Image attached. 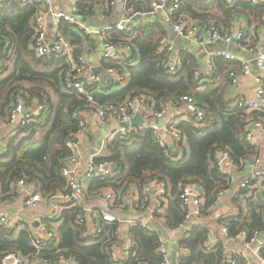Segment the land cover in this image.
Instances as JSON below:
<instances>
[{
	"label": "trees",
	"instance_id": "trees-1",
	"mask_svg": "<svg viewBox=\"0 0 264 264\" xmlns=\"http://www.w3.org/2000/svg\"><path fill=\"white\" fill-rule=\"evenodd\" d=\"M109 2L79 0L76 13L85 17L108 13L106 5L109 6ZM40 5L37 1L22 3L18 0L0 5V42L5 46L0 54V124H9V113L17 98L32 105L35 97L42 105L27 123L18 125L16 131L3 134L0 200L17 194V182L21 179L23 186L32 185V192L40 193L46 200L58 192H68L61 169L71 155L65 143L71 133L79 130V121L73 117V112L91 109L84 95L65 85L67 66L60 59L38 58L30 48L31 20ZM128 5L133 12L142 9L134 0H129ZM176 16L190 17L201 29L213 23L226 31L237 17H245L248 24L259 26L264 24V1L234 0L228 5L226 0H178ZM59 24L66 39L73 43L78 41L70 23L63 21ZM165 33V25L159 21L130 32L113 31L110 38L128 40L133 48L131 58L138 55L139 60L134 65L125 63L124 70L129 74L126 86L107 95L94 93L92 98L98 104L117 105L143 93L150 97L147 103L152 110L167 111V107L183 105L180 97L188 95L204 112L203 121L200 123L189 113L176 121L180 131V139L174 142L181 150L178 158L175 152L172 157L166 153L150 129L113 136L106 142L99 160L112 162L114 169L108 176L92 178L83 196L84 199L99 195L102 188H109L114 191L116 202L122 203L129 190L135 188L139 191L141 204L145 196L150 195L142 193L143 189L151 183L160 184L165 190V203L158 200L165 204V208L163 213L154 210V216L160 218L159 225L153 228L129 227L127 234L133 242L132 250L124 259H114L110 246L116 241L113 233L118 224H106L102 232L88 234L86 221L76 222L80 208L74 206L64 210L59 217L45 219L54 230V236L40 250L32 245L27 228L16 231L0 225V258L12 251L24 259L22 264H30L36 256L51 260L53 264L59 262L60 256H71L77 264H161L158 247L164 232L177 228L185 220L186 210L178 196L186 183L200 187L203 204L201 217L194 219L196 223L175 238L178 247L188 249L184 254L177 252V264H228L222 261L225 238L235 237L241 231L246 233L245 241L257 235L264 237V201L258 191L247 197V190L238 187L229 210L212 217L219 196L232 185L230 172L222 171L215 154L220 150L228 151L237 170L243 169V163L259 154L255 146L245 142L243 135L247 117L256 119L263 114L258 111L246 114L243 109L232 108L224 100L222 88L216 84L221 74L227 76L230 70H238L239 62L217 58L213 74L207 77L201 73L196 79L193 72L199 63L197 56L192 50H181L177 54L180 64L171 72L165 67L167 53L159 48V41ZM251 39L253 43V36ZM9 69L10 72L3 76ZM217 226H226L227 236L217 235V243L207 250L204 243ZM258 254L264 258V239ZM235 264H247V260L239 256Z\"/></svg>",
	"mask_w": 264,
	"mask_h": 264
},
{
	"label": "built area",
	"instance_id": "built-area-1",
	"mask_svg": "<svg viewBox=\"0 0 264 264\" xmlns=\"http://www.w3.org/2000/svg\"><path fill=\"white\" fill-rule=\"evenodd\" d=\"M9 0H0V5ZM22 3L27 1H37L42 3L43 8L40 9L31 20V25L33 28V35L31 40L30 48L33 53L38 58H43L46 60L60 59L67 68L64 76V83L69 89L75 90L77 93L84 95L91 107L89 111L84 109H78L73 112V117L79 121V130L76 133H71L70 138L67 139L65 145L71 151V155L66 159L65 164L61 169V174L65 178L68 192H58L53 194L47 200L38 192H32V185H28L30 191H28L27 196L23 201V205L28 208L37 207L40 203H48V209L46 213H38L34 216L32 223L25 225L20 221L19 218H14L9 215L0 214V225L7 229H15L16 231L21 228H27L30 232L31 242L35 249L40 250L47 244L54 236V230L51 229L46 223V218L59 217L61 213L70 208L77 206L80 211L76 217L77 223H82L86 221L87 214H93L90 207H84L82 203L84 196V189L86 184L84 179H92L94 177L108 176L113 171L112 162L102 159V151L106 145V142L113 136L127 135L128 132L132 130H152L156 141L159 145L166 149V153L172 157V152L170 147L174 144L176 140L180 139V131L177 129L176 123L173 124H163L162 126L157 125L158 120H164L166 115V109L159 111H154L148 105L147 101L151 100L146 94H138L134 97L127 98L124 102L112 105V104H98L94 102L92 95L94 93L102 92L100 90L101 82L105 81L107 85L112 84H122L126 81L125 70L122 67V63H128L132 56V45L128 40H118L114 41L110 38L113 31H132L134 28L132 25L126 26L122 21L114 24L113 26H108L101 28L97 31L98 39L102 45L103 51L101 58L106 64L102 73L92 72L87 76L83 77V60L79 59L80 62L77 64L74 60L75 47L74 45L66 39L60 32H56L52 38L49 40L46 29V17L52 15L56 21H64L77 27L81 33L85 36H92L94 32L87 25L80 22V20L73 14L76 12V4L72 8V13H64L59 10H55L51 5L50 0H18ZM79 1V0H78ZM234 0H226V4L231 5ZM251 3H259L264 0H244ZM129 0H125L124 12L129 21L132 17L137 15L139 12H133L132 8L128 5ZM114 0H110L109 5L113 4ZM163 5L162 0H154L151 2L152 9H159ZM178 10V0H173L170 10L168 11L165 22L170 25L172 31L177 35L184 37L186 39L192 40L198 44L214 43L217 41H222L225 44L235 43L238 48L248 49L249 40L245 38L244 27L241 23H233L225 31L219 29L213 23H209L204 29H201L194 20L187 16H176L175 14ZM160 50L167 53V60L165 62V67L174 72L176 67L180 64V58L178 55L173 53V48L167 37L162 36L159 41ZM5 46L0 42V54L4 51ZM221 58L226 61H234L237 59L236 55L229 51H211L207 54L206 69L204 72L200 70V63L195 67L193 72L194 77L197 79L201 73L207 77L211 76L216 70V59ZM256 64L259 69V74L255 77L257 82V88L254 99L245 98L239 96L235 99L233 103V108L243 109L244 112H264V54H261L256 59ZM122 67V69H121ZM250 73V68L245 61L239 62L238 70H230L227 73V77L232 84H236L241 76ZM92 86V88L89 87ZM180 100L184 103L187 113L193 115V117L200 123L204 119V112L197 106L196 101L193 97L188 95H183ZM32 102L35 105V110L31 109V105H28L23 99L17 98L16 102L12 106L8 122L9 124L15 120L19 121V125L27 123L32 116L35 114L34 111H39L42 109V105L37 102L35 97L32 98ZM143 106L149 107L150 111L147 115L149 119H152L153 123L147 126H121V123H129L131 118L136 114L140 113ZM25 111V112H24ZM94 118L95 120L102 121H112L118 124V127L112 131L109 135H106L100 142L99 148L90 153L86 158L81 155L77 150L78 138L81 136H86L88 134V124L89 119ZM248 121V120H247ZM5 123L0 124V132L2 131ZM258 133L264 136V120L254 119L251 121V125L245 129L243 139L245 142L251 144L254 135ZM169 149V150H167ZM216 159L220 165L222 171H228V169H236L237 167L233 163L228 151L220 150L216 154ZM175 157L178 158L176 155ZM243 163V162H241ZM245 165L250 164L253 168L251 174L243 177L239 183V187L247 190V197L256 194L257 191L260 194L264 192V169L258 168L261 165V160L258 156L254 157L249 163L246 161L243 163ZM263 183V184H262ZM19 186L24 185V181L21 179L17 182ZM156 194L159 200H164L165 190L162 185L157 183H151L149 186L143 189L142 193H146L150 190V186H156ZM102 193V207L103 211L97 216H94V223L90 228H88V234L100 233L102 232V227L106 224H118L124 221L129 227L140 226L143 228H151L150 223L156 217L154 216V210L144 216L138 217H128L125 219L119 218L116 214L111 213L109 209L115 203L116 195L112 189L102 188L100 190ZM139 193V191H138ZM220 197V196H219ZM158 200V201H159ZM178 200L186 210L185 220L177 228L172 231H180L188 229V223L191 218L198 219L201 217L202 212V193L198 185L194 183L184 184L179 192ZM132 202L134 205L139 204V197H133ZM161 208L165 206L162 202ZM160 219V218H159ZM119 227V225H118ZM153 228V227H152ZM118 230L116 229L113 233L115 236ZM217 235L222 237L227 236V227L219 226L216 233H211L208 236V240L204 243L207 250L211 249L218 241ZM257 235L251 238L249 241H245L246 233L244 231L239 232L235 237L225 238V247L223 251L224 263L235 264L236 257H244V252H231L229 245L237 241H242L246 247H253V254L259 258L260 264H264V258L259 254V248L261 247L263 240H259ZM264 239V237H263ZM116 244L112 241L110 246V253L114 259H124L129 255L132 250L133 242L128 237L126 247L123 251L116 252ZM158 252L162 255L161 264H172L171 255L165 246V240L161 238V244L158 247ZM181 254L187 253L188 249L184 247H178L177 251ZM177 257V255H176ZM245 258V257H244ZM22 257L20 254L15 252H8L0 258V264H22ZM30 264H53L51 260L40 259L37 256L33 258ZM57 264H77L76 259L68 256H60L59 262ZM177 264V260H176Z\"/></svg>",
	"mask_w": 264,
	"mask_h": 264
},
{
	"label": "crops",
	"instance_id": "crops-1",
	"mask_svg": "<svg viewBox=\"0 0 264 264\" xmlns=\"http://www.w3.org/2000/svg\"><path fill=\"white\" fill-rule=\"evenodd\" d=\"M77 1L78 0H50L51 5L53 6L55 10H59V11H62L64 13H69V14L72 13V8L76 4ZM134 1L136 3L139 2L142 6V9L141 8L138 9L139 15H142L145 17L151 16V18L147 21H143L142 23L131 24L134 29H137L139 26H144L145 24H149L154 21H159L165 25L166 33L164 36L167 37V40L171 44L173 48V53L177 55L178 52L181 50H192L195 53V49L197 47L196 48L186 47L181 36L174 33L170 25L165 22V17L168 11L170 10L173 0H162L163 5L159 9L151 8V2L154 0H134ZM157 1H160V0H157ZM124 3H125V0H114L113 4L109 6L106 5L107 8H109L108 13H104V14L100 13V14H97V16L90 17V18L91 19L96 18L98 19V21H101V22L106 21L107 17L109 16L111 17L115 9L120 10V12H122L123 15H125ZM53 4H55L56 7ZM40 7H41L40 9L43 8L42 3ZM99 8L100 7L97 6V9ZM118 22H121V21L109 22L105 24L104 26L100 27V29L104 27H108V26H113L114 24ZM59 23L60 22L56 21L52 15H48L46 17V29H47V35H48L49 40L52 41V38L57 31L63 35L62 28L61 26H59L60 25ZM233 23H241L244 27L245 38L249 40V46H250V48L246 50H255V48L259 47L261 49L259 55L264 54V24L259 25V26L250 25L248 24V21L245 17H237L232 21L231 25H233ZM126 26H129V25H126ZM71 27L76 33L75 38H78V41L74 43L71 42L70 40V42L75 47L74 60L77 64H79L80 62L79 59L83 60V63H84L83 64L84 69L82 71L83 77L87 76L88 74L92 72L102 73L106 64L103 62L101 56L97 60L93 59L95 52L98 51V48L96 46V37L94 36V34H97V33L95 32L92 36H85L81 33V31L77 27L73 25ZM252 36L254 40L253 43L251 42ZM219 42L223 43L222 41H217L214 43H219ZM206 43L199 44V45H203L204 50L208 54L211 51H208L205 48ZM232 44L237 47L235 43H229V44L222 45L221 47L215 48L212 51H229L235 54L234 50H232L231 48ZM195 55L197 56V59L199 61L198 55L196 53ZM26 60L30 61L28 57H26ZM138 60H139V56L135 55L134 57L131 58L128 64L134 65L135 63L138 62ZM234 61H237V62L245 61L250 68V65L247 59L237 57V59ZM124 66L125 64L122 63L123 68ZM125 74H126V81L122 84H112L108 86L105 81H102L101 86H100V90L102 92L100 93L105 94V95L111 94L112 92L119 90L122 87L126 86L129 81V74L127 71H125ZM221 75H222L221 79H219L216 84H218L222 88L223 94H224V100L227 103H229L232 108H233L232 105L235 99L238 98L239 96H243L249 99L255 98V93H256V88H257V82L255 80V77L257 75H253L251 73V69H250V73L241 76L240 80L236 84H232L229 81L226 74H221ZM31 109L35 110L34 104L31 105ZM148 111H150L149 107L143 106L140 111V114L142 115L143 119L147 120L149 124H152L151 123L153 122L152 119H149V117L147 116L149 114ZM245 113L249 114L251 112H245ZM261 113L264 115V112H261ZM186 115H187V111L185 109L184 104L176 108L167 107V111H166L165 118L163 120V124H168L169 121L172 123H176L177 120L184 118ZM263 115L257 116L256 119L264 120ZM247 120H248V124L246 126V129L251 125V121L254 120V117H247ZM18 125H19L18 120H15L14 122L10 124H5L2 131L0 132V149L4 147V142L2 140L4 132L9 133L12 131H16L15 128ZM117 127H118V124L115 122L95 120L94 118H90L89 124H88V134L86 136H81L78 138L77 150L81 153V155H83V157L86 158L90 153L96 151L100 146L101 140L106 135H109L110 133H112V131L116 129ZM251 145L255 146L258 149L259 154L252 156L249 159L248 163L254 157L258 156V158H260L261 160V165L258 166V168L264 169V136H261L258 133H256L252 139ZM170 150L171 152L177 153L178 157L181 155V150L178 149L174 144L170 147ZM228 168H229L228 166H225V169L228 170V172H230V176L232 177V185L230 189L223 192L218 198V201L216 202L215 207H214V215H212V217H214L215 215H217L218 213L222 211L229 210L231 199L234 195H236L241 179L251 174L253 170L250 164H247L245 165V167H242L243 169H238V170L228 169ZM84 182L86 185H88L90 183V179L86 178L84 179ZM17 187H18L17 194H14L11 198L0 200V214H5V215L12 216L14 218H19L20 221L23 222L25 225H28V223L33 224L32 220L34 216L38 213H46L48 209V204H46L45 202H42L37 207H34V208L25 207L23 205V201L28 193V187L19 186V185ZM148 193H150V195L145 196L144 202L140 204V199H139V204L134 205L132 202V199L133 197H139V193L137 189L132 188L129 190L128 195L125 197V200L122 203L116 202V198H115V203L112 205L109 211L111 213L116 214L121 219H125L128 217L144 216L150 213L151 210H155V209H157L159 213H163L165 206L161 208L160 206L161 204L159 203L158 197L156 194L157 192L155 190V186H153V188L150 186V190L148 191ZM101 196H102V193L100 192L99 195H89L87 198L85 197L82 200L84 207H90L91 210L93 211L92 215L87 214V217H86L87 228H90L92 224L94 223L93 217L97 216L100 212L103 211ZM261 198L264 201V193L261 194ZM159 223H160V219L155 218L150 223V227L151 228L155 227L159 225ZM192 223L194 224L196 223L194 218H191V221L188 223V227ZM118 225H119V227L117 228L118 232L115 235L116 241L114 242L117 246L115 248V251L120 253L126 247V243L128 240V234H127L128 226L126 225L124 221L119 222ZM21 227L22 226H20V228ZM218 229H219V226H217L214 229V233H216ZM180 233H181L180 231L166 230L163 234V238L165 240V246L167 250L169 251L170 255L173 251L176 252L178 249V244L175 238ZM229 249L231 250V252L243 251L244 257L247 260V264H260L259 258L253 254L254 252L253 247L251 248L246 247L242 241L231 243L229 245ZM176 255H177V252H176Z\"/></svg>",
	"mask_w": 264,
	"mask_h": 264
},
{
	"label": "rangeland",
	"instance_id": "rangeland-1",
	"mask_svg": "<svg viewBox=\"0 0 264 264\" xmlns=\"http://www.w3.org/2000/svg\"><path fill=\"white\" fill-rule=\"evenodd\" d=\"M55 7L56 5L53 4ZM75 16L80 20V22H82L83 24L87 25L88 27H90V29L95 33L97 32L100 27L104 26L105 24L109 23V22H114V21H122L125 25H131V24H134V23H142L143 21H147L151 18V16H142V15H135L134 17H132L129 21H127V17L125 15H123L122 12H120V10L118 9H115L111 15V17H107L106 21H98V19H91L90 17H85V16H81V15H78L76 12L74 13ZM158 14V13H157ZM94 36L96 37V46L98 48V51L95 52V55L93 56V59L97 60L99 59V57L101 56L102 54V51H103V48H102V45L99 43L98 41V35L97 34H94ZM183 42L185 43V46L188 47V48H196L199 44L192 41V40H189V39H186L184 37H181ZM218 44V46H217ZM222 45H225L221 42L219 43H206L205 44V48L208 50V51H212L214 50L215 48H218V47H221ZM232 47V50H234L235 52V55L238 57V58H243V59H247V61L249 62V65H250V69H251V73L253 75H258L259 74V69H258V66L256 64V58L257 56L259 55L261 49L259 47L255 48V50H244V49H241V48H237L235 45H231ZM10 72V69L6 72H4V75H7L8 73ZM39 136V135H38Z\"/></svg>",
	"mask_w": 264,
	"mask_h": 264
},
{
	"label": "water",
	"instance_id": "water-1",
	"mask_svg": "<svg viewBox=\"0 0 264 264\" xmlns=\"http://www.w3.org/2000/svg\"><path fill=\"white\" fill-rule=\"evenodd\" d=\"M74 14V13H73ZM75 15V14H74ZM195 53L198 55L199 58V63H200V70L201 72H204L206 69V61H207V52L204 50L203 45H198L197 48L195 49ZM25 112V111H24ZM153 123V122H151ZM149 122L145 119L142 118V115L140 113L136 114L134 117L131 118L129 123H121V126H128V125H133V126H147ZM157 125L162 126L163 125V120H158ZM28 191L30 189L28 188ZM258 239L261 241L263 240V236H259ZM171 261L172 264H176V252L171 253Z\"/></svg>",
	"mask_w": 264,
	"mask_h": 264
}]
</instances>
